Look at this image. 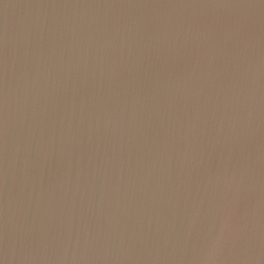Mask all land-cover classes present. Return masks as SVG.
<instances>
[{"label": "water", "instance_id": "95a60500", "mask_svg": "<svg viewBox=\"0 0 264 264\" xmlns=\"http://www.w3.org/2000/svg\"><path fill=\"white\" fill-rule=\"evenodd\" d=\"M0 264H264V0H0Z\"/></svg>", "mask_w": 264, "mask_h": 264}]
</instances>
